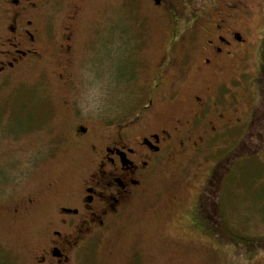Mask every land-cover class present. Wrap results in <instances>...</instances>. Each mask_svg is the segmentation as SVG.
<instances>
[{"label": "rangeland", "instance_id": "374dc122", "mask_svg": "<svg viewBox=\"0 0 264 264\" xmlns=\"http://www.w3.org/2000/svg\"><path fill=\"white\" fill-rule=\"evenodd\" d=\"M174 1L183 13L188 9L182 6L185 2L193 10L212 14L214 5L222 6L227 0ZM229 1L241 3L232 26L246 42L224 62L218 78L198 75L197 49L183 55L191 56L189 59L178 49L174 55L180 57L181 69L174 65L159 92L167 100L160 103L157 98L147 119L163 111L170 119L180 117L185 110L181 100L190 90L221 83L224 97L240 98L236 108L244 123L223 130L202 153L181 156L177 149L157 168L146 193L133 202L118 228L107 238L94 239L77 256L78 264H264V152L241 156L254 149L251 137L261 134L251 122L253 109L258 111L261 103L257 80L264 61V0ZM42 2L45 23L54 28L68 25L76 6L81 8L72 23L76 66L70 69L81 80L78 90L63 87L57 77L61 69L52 66L46 70L49 75L40 77L26 71L10 75L8 84L0 88V264L31 260L39 231L55 209L57 189L65 190L76 179V166L82 160L68 154L50 159L53 142L66 135L78 117L86 125H101L117 122L131 112L141 114L172 28L167 18L163 22L161 14L152 9L150 0ZM1 8L0 3V29L5 20ZM197 38L201 41L202 35ZM48 51L55 56L53 44L44 54ZM172 92L176 98L170 99ZM260 143L258 139L257 145ZM237 146L242 149L234 154ZM228 154L238 156L232 165L230 160L219 162ZM212 169L215 173L210 177ZM53 181L58 187L49 186ZM207 186L204 194L211 199L209 206L214 203L216 218L215 223L203 218L200 224L194 205L202 199L206 206L201 197ZM11 195L15 199L37 196L39 206L31 214L14 217L8 210L17 204L9 202ZM174 197L178 204L172 206ZM190 206L194 208L184 213ZM209 228L218 236L204 231ZM247 245L252 246L247 249Z\"/></svg>", "mask_w": 264, "mask_h": 264}, {"label": "flooded vegetation", "instance_id": "af4514ba", "mask_svg": "<svg viewBox=\"0 0 264 264\" xmlns=\"http://www.w3.org/2000/svg\"><path fill=\"white\" fill-rule=\"evenodd\" d=\"M150 2L152 9L161 14L163 22L167 18L172 28L154 84L146 94V105L143 104L141 114L135 116L131 112L115 123H93L95 127L91 123L84 124L78 117L68 126L66 135L53 142L48 152L50 159L68 154L82 162L76 166L77 176L70 187L61 192L57 189L55 209L41 227L37 251L26 264H78L77 256L84 253L94 239L107 238L118 228L133 202L146 193L157 168L170 160L177 149L181 156L191 155L192 151V154L200 153L223 130L244 123L236 108L241 104L240 98L224 97L221 83L210 84L200 91L190 90L181 100L185 110L180 117L170 119L163 111L147 119L157 98L160 103L167 100L159 92L164 81L173 74L175 64H178L176 69H181V62L177 60L180 57L174 55L178 49L183 53L181 56L197 49L198 75L218 78L224 70V62L233 57L235 48L246 42L242 33L232 26L241 3L227 0L222 6L214 5L213 13L207 14L204 9L193 10L185 2L181 4L188 7L185 13L174 0ZM0 3L5 15L0 29V88L8 84L10 75L26 71L40 77L49 75L47 68L57 66L61 69L57 73L61 85L78 90L81 76L74 77L70 69L76 66V31L72 23L81 8L76 6L68 25L54 28L45 23L47 15L42 12L41 0H0ZM198 34L202 35L201 41ZM49 44L55 46V56L51 51L44 54ZM179 84L180 81L176 82V87ZM168 98H176V95L172 92ZM53 185L58 187L54 181L49 186ZM12 198L13 195L9 202L17 204L8 210L14 217L31 214L39 206V199L34 195ZM176 204L178 198L174 197L171 205Z\"/></svg>", "mask_w": 264, "mask_h": 264}, {"label": "trees", "instance_id": "16d2710c", "mask_svg": "<svg viewBox=\"0 0 264 264\" xmlns=\"http://www.w3.org/2000/svg\"><path fill=\"white\" fill-rule=\"evenodd\" d=\"M255 85L256 84H254V86ZM257 86H258L257 88H259V93H260V97H261V103H260V108L258 109V111H256V109H253V112H252V114H253V118L252 119L253 120L251 122V125L253 124L254 126H256L257 129H259L258 132L260 131L261 134H259V136L251 137V139H252L251 141L255 145L256 148L253 146L254 149H250L251 151L246 152V153L242 154L241 156L250 155V154H256L259 151L264 152V61H263V65L261 67L260 75H259L258 80H257ZM258 112H259V114H258ZM258 139H259V141H261V143L259 145H257V140ZM239 149L241 150L242 147H238L237 146L236 149H235L234 154L239 152ZM200 153H202V152H200ZM236 158H238V156H234V158H233L232 154H228L226 158H224L222 160H219V162H221L223 160L224 161L230 160L231 161L230 163L232 165V163L235 161ZM214 173H215L214 169H212L209 176L211 177V175H214ZM208 189H209V186L204 188V191H203L202 197H201V198H203V196H204L205 200L207 201L206 204H205L206 206L203 207L204 201L202 199H200L198 201V203L195 205V208H194L195 209L194 210L195 217L198 219V216H201V221H199L200 224L202 223V219L203 218L207 222L209 221V218H211L212 219L211 223H215V218L216 217H214V213L212 212V209L214 208L213 207L214 203H213L212 206L211 205L209 206L208 203H210V204L212 203V202H209L211 199H209V197H206V194H204L205 191H207ZM207 199H209V200H207ZM208 206H209V208H211L210 209L211 212H209L210 214L207 211L208 210ZM218 206L216 205L217 208H218ZM217 208H216V213L218 211ZM209 223H210V221H209ZM206 230H208L210 232L209 235H213V233L215 234V231H216V230H214L213 233H212L210 228L209 229H205L204 231H206ZM217 234L218 233L215 234L216 237L218 236ZM229 241H231V240H229ZM251 246L252 245H247L246 247H249L247 249H250ZM255 247H257V244L252 246V248H255Z\"/></svg>", "mask_w": 264, "mask_h": 264}]
</instances>
